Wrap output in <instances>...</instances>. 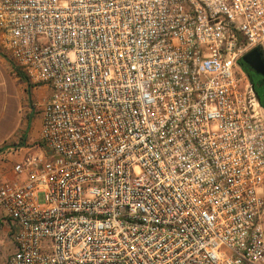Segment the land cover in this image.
Returning <instances> with one entry per match:
<instances>
[{
  "label": "built area",
  "instance_id": "obj_1",
  "mask_svg": "<svg viewBox=\"0 0 264 264\" xmlns=\"http://www.w3.org/2000/svg\"><path fill=\"white\" fill-rule=\"evenodd\" d=\"M0 47L50 90L5 264H264V0H0Z\"/></svg>",
  "mask_w": 264,
  "mask_h": 264
},
{
  "label": "crops",
  "instance_id": "obj_2",
  "mask_svg": "<svg viewBox=\"0 0 264 264\" xmlns=\"http://www.w3.org/2000/svg\"><path fill=\"white\" fill-rule=\"evenodd\" d=\"M49 91L46 85L34 86L21 79L11 58L0 47V156L22 151L21 160L28 151L45 154L40 142V108ZM25 126L28 131L24 132ZM33 131L36 137L29 135ZM3 144L16 146L8 150ZM10 168L2 177L10 176Z\"/></svg>",
  "mask_w": 264,
  "mask_h": 264
},
{
  "label": "rangeland",
  "instance_id": "obj_3",
  "mask_svg": "<svg viewBox=\"0 0 264 264\" xmlns=\"http://www.w3.org/2000/svg\"><path fill=\"white\" fill-rule=\"evenodd\" d=\"M238 68L244 72L243 68L237 63ZM245 73V72H244ZM28 131L27 127H24V132ZM29 135L36 137V132L33 131ZM6 149L11 148L10 144H3ZM18 145V144H17ZM23 145V144H21ZM19 144V147L21 146ZM9 150V149H8ZM22 157V151L10 153L9 157L0 156V179L4 173L8 172L10 166L15 162L20 160ZM9 173V172H8ZM41 197V196H40ZM12 237L10 232V226L8 220L3 216L0 210V264L6 263V258L12 251Z\"/></svg>",
  "mask_w": 264,
  "mask_h": 264
},
{
  "label": "water",
  "instance_id": "obj_4",
  "mask_svg": "<svg viewBox=\"0 0 264 264\" xmlns=\"http://www.w3.org/2000/svg\"><path fill=\"white\" fill-rule=\"evenodd\" d=\"M240 64H244L250 71L260 76L258 82L264 85V54L259 47H254L245 52L238 60Z\"/></svg>",
  "mask_w": 264,
  "mask_h": 264
},
{
  "label": "trees",
  "instance_id": "obj_5",
  "mask_svg": "<svg viewBox=\"0 0 264 264\" xmlns=\"http://www.w3.org/2000/svg\"><path fill=\"white\" fill-rule=\"evenodd\" d=\"M239 65L243 68V70L246 72V73H250V70L248 69L247 66H245L244 64H240V62L238 61ZM16 69V68H15ZM16 72L17 74L19 75V77L21 79H25V76L19 71L16 69ZM255 92H256V96L258 98V101L261 105V107L264 109V85H260L258 87H255ZM11 147H14L16 145H10ZM2 150V148L0 149V151ZM6 218V217H5ZM7 219V218H6Z\"/></svg>",
  "mask_w": 264,
  "mask_h": 264
},
{
  "label": "flooded vegetation",
  "instance_id": "obj_6",
  "mask_svg": "<svg viewBox=\"0 0 264 264\" xmlns=\"http://www.w3.org/2000/svg\"><path fill=\"white\" fill-rule=\"evenodd\" d=\"M245 72V71H244ZM246 76L249 80V82L251 83V86L253 87V90L255 92V87L260 86L261 84L258 82V80H260V76L256 75L255 73H253L252 71H250V73H246ZM256 94V92H255Z\"/></svg>",
  "mask_w": 264,
  "mask_h": 264
}]
</instances>
